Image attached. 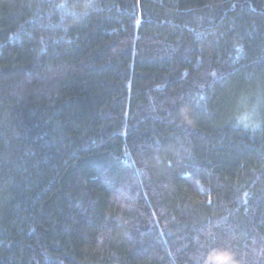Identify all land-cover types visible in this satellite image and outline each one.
Wrapping results in <instances>:
<instances>
[{
  "label": "trees",
  "instance_id": "trees-1",
  "mask_svg": "<svg viewBox=\"0 0 264 264\" xmlns=\"http://www.w3.org/2000/svg\"><path fill=\"white\" fill-rule=\"evenodd\" d=\"M0 264H264V0H0Z\"/></svg>",
  "mask_w": 264,
  "mask_h": 264
}]
</instances>
